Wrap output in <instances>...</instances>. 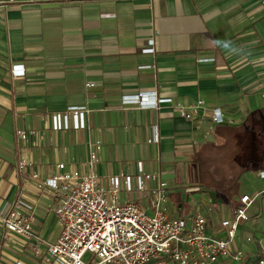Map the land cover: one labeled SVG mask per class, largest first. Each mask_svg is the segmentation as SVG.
Instances as JSON below:
<instances>
[{
  "label": "crops",
  "instance_id": "0c3cea01",
  "mask_svg": "<svg viewBox=\"0 0 264 264\" xmlns=\"http://www.w3.org/2000/svg\"><path fill=\"white\" fill-rule=\"evenodd\" d=\"M150 39L154 52L143 53ZM14 65L22 76L13 75ZM151 91L172 101L148 109L121 103L125 94ZM263 93L264 0H0V213L22 191L34 206V231L53 242L61 230L55 197L37 181L52 176L59 163L86 174L99 141L94 170L100 177L134 178L141 163L167 183L170 216L201 211L210 231L223 236L220 220L240 198L232 196L233 183L253 163L264 169V153L241 157L236 151L237 137L248 133L264 143ZM198 102L197 118L179 116L176 104ZM80 106L88 109L86 128L51 130V114ZM214 109L220 124L212 122ZM154 125L160 140L148 143ZM16 128L37 134L22 144ZM22 155L31 165L19 172ZM220 163L227 167L217 178ZM153 186L148 181L147 192L122 188L120 200H134L150 213ZM204 188L222 201L212 203ZM198 190L203 196L189 210L184 202ZM259 192L262 211L237 231L238 245L252 254L257 241L264 245V187L253 195ZM49 227L56 229L50 239ZM4 234L0 224V264H42L33 239ZM247 235L256 241L246 243Z\"/></svg>",
  "mask_w": 264,
  "mask_h": 264
},
{
  "label": "built area",
  "instance_id": "2783aa9c",
  "mask_svg": "<svg viewBox=\"0 0 264 264\" xmlns=\"http://www.w3.org/2000/svg\"><path fill=\"white\" fill-rule=\"evenodd\" d=\"M143 53L154 52V41L141 49ZM144 67V66H141ZM14 76H22L23 68L14 65ZM93 86L91 83L86 84ZM264 97V93L262 94ZM168 97H157L155 91L125 94L121 97L124 105L137 108H158L159 103H170ZM201 102L184 106L176 104L179 116L192 120L197 118ZM88 109L84 106L69 107L50 115V128L53 131L81 130L86 128ZM213 124L223 122L219 109L213 110ZM148 143H158L159 130L152 126ZM34 129H15L16 140L22 144L36 136ZM99 141L93 144L88 156V172L76 174L65 170V164L56 165V172L43 181H37L39 189L50 190L55 197L53 213L61 224V230L53 242H46L33 229L34 206L19 192L11 206L0 213V224L7 234H15L33 239V255L42 264H217L218 262H241L246 252L238 245V229L248 221L249 208L262 192L252 196H240L231 215L220 220L223 236L211 232L207 216L201 211L187 217H172L165 203L168 199L167 183L157 172H144L138 163V173L129 175L100 177L94 170L99 160ZM31 162L20 156L17 169L22 172ZM264 179V169L258 171ZM31 177L37 180V174ZM154 182L149 189L151 212L134 200L121 201L119 192H147L146 183ZM252 235L245 236L246 243H253ZM258 248L254 264H264V245L257 241ZM40 245L45 248L41 252ZM85 252L94 255V260L83 259ZM21 264V263H16Z\"/></svg>",
  "mask_w": 264,
  "mask_h": 264
},
{
  "label": "rangeland",
  "instance_id": "374dc122",
  "mask_svg": "<svg viewBox=\"0 0 264 264\" xmlns=\"http://www.w3.org/2000/svg\"><path fill=\"white\" fill-rule=\"evenodd\" d=\"M238 141V146L236 151L238 152L237 155L244 157V156H250V157H255L258 156L262 153H264V143L258 139V137H253V133H248L246 135V137L243 138H239L237 137ZM239 149V150H238ZM226 168V163L225 164H218V167L216 168L215 174L218 177H221V173L224 171L222 168ZM262 181L258 178V170H257V166L255 163H253V165H251L250 167H248L247 169H245L238 177L236 183L234 185L233 188V195L234 197H240L242 194L246 193L250 196L253 195V193L259 189H261L263 186V184H261ZM191 184V183H190ZM189 184V185H190ZM198 183H193V185H196ZM189 199L187 201L184 202V205L187 203L190 207L188 208L189 210L192 209L193 206V202L194 200H197L199 198H201L203 196V193L198 190V191H193L190 192L189 194ZM177 197V196H176ZM180 198L177 199V201ZM261 206L259 205V199H257L253 205L249 208L248 210V214H252V215H257L260 214L258 213L259 211H262ZM256 213V214H255ZM263 220V218H262ZM51 228L50 229V234H48V239H50L51 237L54 236V234L56 233V229H54L51 232ZM256 257L257 255H253L251 252L247 251L246 252V257H244L242 259L241 262H230V261H225V262H218L217 264H254L256 261ZM83 259L86 261H91L94 260V255L90 252H85V254L83 255Z\"/></svg>",
  "mask_w": 264,
  "mask_h": 264
},
{
  "label": "water",
  "instance_id": "95a60500",
  "mask_svg": "<svg viewBox=\"0 0 264 264\" xmlns=\"http://www.w3.org/2000/svg\"><path fill=\"white\" fill-rule=\"evenodd\" d=\"M202 192H204L209 197L212 203L222 201L221 198H217L216 192L212 189L204 188L202 189Z\"/></svg>",
  "mask_w": 264,
  "mask_h": 264
}]
</instances>
